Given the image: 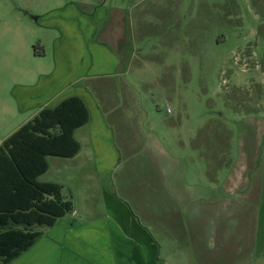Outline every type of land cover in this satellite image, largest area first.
<instances>
[{
	"label": "crops",
	"instance_id": "0c3cea01",
	"mask_svg": "<svg viewBox=\"0 0 264 264\" xmlns=\"http://www.w3.org/2000/svg\"><path fill=\"white\" fill-rule=\"evenodd\" d=\"M106 15L54 10L37 17L53 32V65L46 71L41 61L48 56L46 44L39 45L41 55L34 51L22 55L13 45L9 27H0V144L42 109L68 97L82 98L89 110L88 123L74 132L79 152L72 158H47V171L50 159L62 173L52 182L66 187L61 193L72 201V212L45 229L11 264H264V201L247 197L255 168L247 166L240 176L232 170L222 192L226 199L240 200H222L228 210L207 218L198 209L201 203L188 199L178 185L173 189L175 198L171 186H162L160 174L178 181L181 172L176 178L171 173L174 159L166 156L157 139L143 140L130 131L139 126L140 109L129 104L134 98L132 84L125 80V63L130 62L125 59L127 44L124 35L112 39L108 26L99 31ZM25 45L32 46V40ZM114 126L128 130L117 145L110 130ZM142 150L148 164L137 165L130 175L138 178L126 189L142 196L128 207L102 184L130 153ZM242 159L248 162L250 155L243 154ZM156 160L163 162L161 166H155ZM93 178L100 190L97 206L91 194ZM110 183L114 184L112 178ZM238 191L244 194L237 195ZM143 195L146 199L141 201Z\"/></svg>",
	"mask_w": 264,
	"mask_h": 264
},
{
	"label": "rangeland",
	"instance_id": "374dc122",
	"mask_svg": "<svg viewBox=\"0 0 264 264\" xmlns=\"http://www.w3.org/2000/svg\"><path fill=\"white\" fill-rule=\"evenodd\" d=\"M54 10L107 12L99 31L109 28L112 39L124 35L125 59L130 61L124 79L132 84L134 98L129 104L140 109L139 126L130 131L143 140L154 137L174 159L171 173L176 178L181 172L178 181L159 175L163 187H172V198L178 185L188 199L201 203L198 209L205 218L217 216L228 210L222 200H240L225 198L222 186L228 176L235 169L240 176L250 166L255 172L247 197L264 201V0H0V27H9L22 55L33 51V45L46 44L44 71L53 65V32L37 17ZM30 40L33 45H25ZM105 116L108 125L110 114ZM110 130L115 145L128 131L118 126ZM146 154L130 153L116 174L104 176L105 190L128 207L142 196L126 189L138 178L130 175L137 165L148 164ZM243 154L250 155L248 162ZM49 161L50 169L39 181L61 178ZM162 163L156 160L155 166ZM90 184L97 206V179Z\"/></svg>",
	"mask_w": 264,
	"mask_h": 264
},
{
	"label": "trees",
	"instance_id": "16d2710c",
	"mask_svg": "<svg viewBox=\"0 0 264 264\" xmlns=\"http://www.w3.org/2000/svg\"><path fill=\"white\" fill-rule=\"evenodd\" d=\"M38 49L33 46L41 55ZM88 121L84 100L71 96L42 109L0 144V264H11L72 212L62 186L38 177L47 171L48 157L72 158L79 152L74 132Z\"/></svg>",
	"mask_w": 264,
	"mask_h": 264
}]
</instances>
